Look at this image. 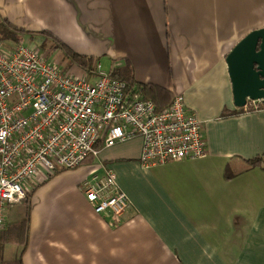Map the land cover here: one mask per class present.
Masks as SVG:
<instances>
[{"label": "crops", "instance_id": "crops-1", "mask_svg": "<svg viewBox=\"0 0 264 264\" xmlns=\"http://www.w3.org/2000/svg\"><path fill=\"white\" fill-rule=\"evenodd\" d=\"M2 22L29 33L20 43L56 47L45 33L96 59L103 73L130 67L139 92L155 85L183 97L210 149L204 159L145 169L135 139L50 182L41 168L28 184L42 188L31 201L23 264H264V162L247 168L264 157V110L221 117L238 110L227 57L264 29V0H0ZM59 53L45 54L66 68ZM107 168L129 199L115 221L94 212L82 187ZM23 220L6 219V227ZM0 247L5 262L22 249Z\"/></svg>", "mask_w": 264, "mask_h": 264}, {"label": "built area", "instance_id": "built-area-1", "mask_svg": "<svg viewBox=\"0 0 264 264\" xmlns=\"http://www.w3.org/2000/svg\"><path fill=\"white\" fill-rule=\"evenodd\" d=\"M3 42L0 234L7 208L22 204L28 184L37 181L41 168L50 173L75 170L104 149L135 139L142 141L139 159L145 169L209 155L204 123L183 97H175L167 109L157 112L153 101L109 74L97 70L96 77H79L36 46L18 43L7 48ZM82 187L94 212L107 221H115L129 208L113 170L93 174Z\"/></svg>", "mask_w": 264, "mask_h": 264}, {"label": "trees", "instance_id": "trees-1", "mask_svg": "<svg viewBox=\"0 0 264 264\" xmlns=\"http://www.w3.org/2000/svg\"><path fill=\"white\" fill-rule=\"evenodd\" d=\"M0 40L4 41H15L17 43L21 42V38L24 37V35H29V33L20 30L18 28H15L8 22H2L0 23ZM31 34V33H30ZM33 35V34H31ZM40 35H45L47 38L54 40L57 43V49H60L64 54L67 60L70 61L71 65L77 66L79 69L83 70V72H86L90 77H96L98 75V63L96 59L88 58L80 56L76 54L74 51H72L70 48L65 47L61 42L57 39H54L53 37H50L49 35H46L45 33H42ZM110 75L113 78H116L118 80L123 81L128 85L129 90H135L138 92V90L135 89L136 82H134V76L133 71L130 67L124 66L122 68H116L110 72ZM141 95L145 99L152 100L155 103V107L157 112H162L163 110L167 109L169 105H171L174 102L175 96L171 94L169 91L165 90L164 88L155 86V85H142L138 86ZM264 110V104L259 103L257 105H251L248 106V108L244 109H238L235 111H228L225 110L222 114V118H229V117H237L242 116L246 113H257L259 111ZM91 160V159H90ZM88 160L87 162H89ZM92 161V160H91ZM264 162V157H258L256 159L250 160L247 162V168L252 169L256 168L257 166H261ZM36 188H39L36 187ZM36 188H33V191L27 193V197L25 201H30L31 196H33V192L36 190ZM26 214L25 219L22 222H19L18 224H10L8 227H6L5 231H3L0 234V246L6 245V244H19L22 249L18 253L17 258L14 261L11 262H5L2 259V255H0V264H23V256L24 252H26L28 243H29V235H30V221H31V215ZM1 248L0 247V254H1Z\"/></svg>", "mask_w": 264, "mask_h": 264}, {"label": "water", "instance_id": "water-1", "mask_svg": "<svg viewBox=\"0 0 264 264\" xmlns=\"http://www.w3.org/2000/svg\"><path fill=\"white\" fill-rule=\"evenodd\" d=\"M226 61L235 106L244 109L250 102L264 104V29L243 38Z\"/></svg>", "mask_w": 264, "mask_h": 264}, {"label": "rangeland", "instance_id": "rangeland-1", "mask_svg": "<svg viewBox=\"0 0 264 264\" xmlns=\"http://www.w3.org/2000/svg\"><path fill=\"white\" fill-rule=\"evenodd\" d=\"M44 37H46L47 38V36H45V35H43ZM1 42H3V40H0ZM3 43H5V41L3 42ZM48 43V45H44V46H41V45H39V46H37V48H39L40 49V51H41V54H43V55H45V53H46V51H47V53L49 54L48 55V57L51 59V60H54V59H57V56H60V53L59 52H61V50L59 49V50H57L56 51V47H52V46H54L53 44H52V42H47ZM29 46H31V45H29ZM7 48H9V45H7ZM66 59V58H65ZM63 60V65H65V67H66V69L67 70H71L73 67H76V66H73V65H71V63H70V61H67V59L66 60H64V58L62 59ZM65 61V62H64ZM98 63V62H97ZM60 65V64H59ZM104 65V64H103ZM61 67H62V64L60 65ZM64 68V66L62 67V69ZM108 70H109V67H106V66H104L103 67V69H102V71H104V72H106V74H109L110 75V73H108ZM111 76V75H110ZM112 77V76H111ZM139 92V91H138ZM140 93V92H139ZM142 96V95H141ZM143 97V96H142ZM144 98V97H143ZM145 99V98H144ZM149 100V99H148ZM152 101V100H151ZM204 131V130H203ZM101 159V156H99L98 158H93L92 159V161L93 162H97L98 160H100ZM92 162V163H93ZM88 163H90V161L88 162ZM87 164V163H86ZM108 169V168H107ZM108 170H112V169H108ZM72 171H75V170H67V169H60L59 170V172H57V173H50V172H48V173H44L43 174V172H42V174H43V176H45V178L47 179V181H52L53 179H55V178H57V177H59V176H61L60 174H62V173H66L67 174V172H72ZM114 171V170H113ZM41 174H39L38 176H39V179H40V176ZM43 181V180H42ZM42 183V182H41ZM47 184V183H46ZM36 187H38L37 185L36 186H32L31 188H29L31 191H33V188H36ZM40 188H42L41 186H39V188H36V190L33 192L34 194L40 189ZM34 194H33V196H34ZM33 196H31V199H30V201L28 200V201H22L21 203L22 204H20V205H15V206H11V207H8L7 208V212H6V214H5V216H6V219H10L11 220V222H13V220H14V218H17V216H18V218H22V219H25V217H26V214H28V212H30V214L29 215H31V213H32V198H33ZM10 215V216H9ZM18 248V246H14V245H10L9 246V249H10V253L9 254H13V253H15V250Z\"/></svg>", "mask_w": 264, "mask_h": 264}, {"label": "bare ground", "instance_id": "bare-ground-1", "mask_svg": "<svg viewBox=\"0 0 264 264\" xmlns=\"http://www.w3.org/2000/svg\"><path fill=\"white\" fill-rule=\"evenodd\" d=\"M57 172H59V170H56L55 172H53V173H57Z\"/></svg>", "mask_w": 264, "mask_h": 264}]
</instances>
